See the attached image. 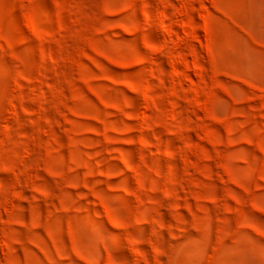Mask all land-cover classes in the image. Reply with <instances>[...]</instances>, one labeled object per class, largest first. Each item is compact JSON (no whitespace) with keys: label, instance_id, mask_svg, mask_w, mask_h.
Segmentation results:
<instances>
[{"label":"rangeland","instance_id":"1","mask_svg":"<svg viewBox=\"0 0 264 264\" xmlns=\"http://www.w3.org/2000/svg\"><path fill=\"white\" fill-rule=\"evenodd\" d=\"M0 264H264V0H0Z\"/></svg>","mask_w":264,"mask_h":264}]
</instances>
